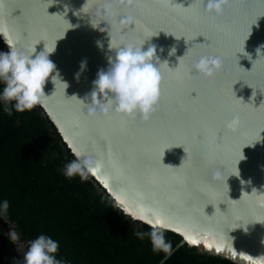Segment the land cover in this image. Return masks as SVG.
<instances>
[{
  "label": "water",
  "instance_id": "water-1",
  "mask_svg": "<svg viewBox=\"0 0 264 264\" xmlns=\"http://www.w3.org/2000/svg\"><path fill=\"white\" fill-rule=\"evenodd\" d=\"M208 2L0 0V39L33 56L54 49L48 58L67 87L46 80L40 106L72 154L103 161L90 175L125 215L162 219V231L181 236L175 248L264 264V0H226L219 14ZM109 40H147L142 50L151 43L167 61L146 119L95 104L87 114L97 72L114 55ZM208 57L220 60L211 76L193 68Z\"/></svg>",
  "mask_w": 264,
  "mask_h": 264
},
{
  "label": "trees",
  "instance_id": "trees-1",
  "mask_svg": "<svg viewBox=\"0 0 264 264\" xmlns=\"http://www.w3.org/2000/svg\"><path fill=\"white\" fill-rule=\"evenodd\" d=\"M0 52H8L1 39ZM72 159L40 105L9 116L0 102V203H9L6 220L0 217V264L22 262L18 242L27 248L40 234L57 242L55 257L63 264H235L194 247L175 248L181 236L172 231H163L172 244L171 255L163 260L147 236L134 235L149 232V226L117 208L90 174L84 180L63 176ZM9 228L17 231V244L9 241Z\"/></svg>",
  "mask_w": 264,
  "mask_h": 264
},
{
  "label": "clouds",
  "instance_id": "clouds-1",
  "mask_svg": "<svg viewBox=\"0 0 264 264\" xmlns=\"http://www.w3.org/2000/svg\"><path fill=\"white\" fill-rule=\"evenodd\" d=\"M225 2L226 0H209L207 8L219 14L222 12ZM146 41H142L139 45L127 44L113 48L109 40L108 49L114 52V55L107 57L108 67L105 70H98L97 77L93 81V89L90 93L91 102L87 103L89 116L97 112V107L93 106L94 104L98 105L99 112L105 115L111 112L131 117L139 112L146 119L147 115L153 111L160 96L161 73L158 65L167 64V61L160 62L156 55V46L151 43L148 44L146 50H142V45ZM5 43L8 45L9 51L0 52V84H3L0 89V102L3 103L4 113L11 116L13 110L20 113L31 111L34 107L42 105L43 100L48 97L43 91L46 80L50 79L54 88L55 82L67 87V84L60 79L59 73L55 72V66L48 58L54 49L48 51L44 46L40 53L33 56L35 48L31 53H28L18 51L6 40ZM97 46H101L99 42H97ZM261 48H264V45L257 48V58ZM174 52L175 49L171 48L168 55L171 56ZM85 65L86 62L81 61L80 72L84 70ZM219 66V58L208 57L201 58L193 65V68L202 75L211 76L213 70ZM54 72L55 74H53ZM79 74V72L76 74L77 78ZM98 95L101 97L100 101L97 100ZM72 97L77 98L75 95ZM73 155L74 159L67 162L62 169V174L67 179L79 176L81 180H84L93 173V170L97 171L103 167V161L96 156L81 152H75ZM241 183L243 184L244 181ZM8 207L9 203L6 199L0 203V217H5V220ZM146 215L148 218L142 219V222L149 225L150 231L147 233L136 231L134 235L141 240L147 236L153 253H163L166 259L172 253V244L165 240L163 231L159 227L162 226L163 221L155 218L151 213ZM6 235L11 243L17 244L19 240L17 231L9 228ZM57 248L58 244L55 240L40 234L28 242L26 251H23V261L14 259L13 264H63L55 257Z\"/></svg>",
  "mask_w": 264,
  "mask_h": 264
},
{
  "label": "rangeland",
  "instance_id": "rangeland-1",
  "mask_svg": "<svg viewBox=\"0 0 264 264\" xmlns=\"http://www.w3.org/2000/svg\"><path fill=\"white\" fill-rule=\"evenodd\" d=\"M17 248L19 250V253L23 256V251H26V247L22 242H18Z\"/></svg>",
  "mask_w": 264,
  "mask_h": 264
},
{
  "label": "snow or ice",
  "instance_id": "snow-or-ice-1",
  "mask_svg": "<svg viewBox=\"0 0 264 264\" xmlns=\"http://www.w3.org/2000/svg\"><path fill=\"white\" fill-rule=\"evenodd\" d=\"M205 43H206V41H205ZM193 93H195V92H193ZM196 97V93H195V96H193V98H195ZM110 147H109V153H110ZM93 175H95V170H93ZM141 218H143V217H141ZM157 223H159V220H157ZM193 243H195V241H192Z\"/></svg>",
  "mask_w": 264,
  "mask_h": 264
}]
</instances>
